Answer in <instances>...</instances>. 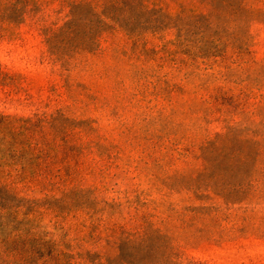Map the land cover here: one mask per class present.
<instances>
[{"label": "trees", "instance_id": "obj_1", "mask_svg": "<svg viewBox=\"0 0 264 264\" xmlns=\"http://www.w3.org/2000/svg\"><path fill=\"white\" fill-rule=\"evenodd\" d=\"M49 4L67 12L44 31L65 70L107 38L130 46L158 198L109 196L93 121L0 113V264H173L176 239L222 240L223 213L264 202V121L250 119L225 73L264 70L249 51L264 0H0V39ZM216 114L225 132L200 136Z\"/></svg>", "mask_w": 264, "mask_h": 264}, {"label": "rangeland", "instance_id": "obj_2", "mask_svg": "<svg viewBox=\"0 0 264 264\" xmlns=\"http://www.w3.org/2000/svg\"><path fill=\"white\" fill-rule=\"evenodd\" d=\"M66 13L58 4L42 5L26 14L13 36L0 39V113L32 117L63 111L78 120L93 121L109 157L101 164L106 172L99 178L109 196L158 198L151 192L154 162L143 151L146 104L138 109L140 98L134 99L132 91L138 63L131 48L121 37L107 38L99 53L80 58L65 70L50 55L44 31L61 27ZM250 34V58L262 65L264 26L254 24ZM222 67L228 65L216 67V72ZM258 68L247 70L234 64L225 72L235 82L230 84L233 98L239 99L255 124L264 121V70ZM122 81L124 86L119 84ZM236 122H240L237 115L230 123ZM226 127L216 114L202 123L198 134L211 138ZM223 214L220 228L215 229L222 233V240L176 239L173 264H264V202L255 208L236 206ZM48 227L56 239L61 238L53 225Z\"/></svg>", "mask_w": 264, "mask_h": 264}]
</instances>
